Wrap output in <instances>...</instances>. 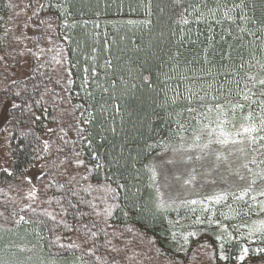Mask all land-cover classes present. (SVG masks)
<instances>
[{"label":"trees","instance_id":"1","mask_svg":"<svg viewBox=\"0 0 264 264\" xmlns=\"http://www.w3.org/2000/svg\"><path fill=\"white\" fill-rule=\"evenodd\" d=\"M50 2L56 3L57 0ZM9 3L16 7L8 8ZM38 3L48 5L49 0H0V49L12 53V56H5V61L0 62V101L4 97L10 101V105L14 101L24 109L21 113L19 109L9 107V113L15 115V119L9 116L7 122L11 153V168L8 170L13 174L9 176L0 170V212L4 213L0 216V249L13 244L26 249L34 248L41 259L50 260L55 256L58 264H79L76 258L82 254L86 260L90 259L87 250L93 243L96 245V255L102 257L103 261H111L114 256L115 264H166L168 259L163 257L170 258V264H189L201 249H205L210 262L218 264L217 249L208 239L191 242L185 254L176 253L173 249L175 240L182 238L177 231L183 233V228L198 223V220L224 219L225 216L221 215L223 211L219 208L221 203L209 208L191 204L161 205L150 179L151 157L181 136L185 140L191 139L192 129L201 126L192 121V127L182 132L176 121L183 123L188 114L175 115V112L181 111V106H176L174 111L158 106L164 100L160 91L164 87V73H170L173 63L168 53L176 51L179 30L176 36L169 34L167 16L159 13L155 5L150 17L152 24L145 26L121 23L127 19H145L142 10L129 13V0H124L123 13L119 11L117 0H71L69 8L73 15L68 19L69 23L73 20L77 22L75 28H62L60 20L56 19L59 13L46 6L38 10V16L39 19L49 20L54 30L44 24L39 25L38 30L29 28L26 31L32 37L51 36L52 42L42 38L37 47L34 41H15L13 37L19 35L22 22L37 10ZM26 4L32 7L25 10ZM247 11L248 15L254 14L258 19L264 17V0H256L254 12L251 5ZM17 12L19 16H16ZM84 21L87 23L84 24ZM32 23L39 24V20L33 17ZM229 23L226 22L224 27H228ZM96 24L99 27H95ZM5 28L9 30L8 36L4 35ZM231 30L235 37V26ZM161 31L164 32L163 37L160 36ZM221 34L225 36L224 41H220ZM65 35L71 38L65 40ZM206 35L205 32L200 36L195 46L185 41L180 48L183 56L194 57L205 42ZM233 37L216 27V50L226 52L228 45L232 44L236 49L232 55L236 57L238 42ZM248 39L250 37L245 36V41ZM60 47L64 49V60L62 64H57L53 56ZM25 48L38 53L39 60L30 54L17 55ZM39 48H44V52L39 53ZM4 50H0V56L5 55ZM244 55L249 58L247 50ZM23 60L29 61V72L11 79L9 73ZM106 60H111V67L105 65ZM85 67L89 69L87 73L84 72ZM93 68L95 76L92 74ZM85 77L88 78L87 92L92 93L91 97L82 87ZM113 81L119 86L115 93L122 97L119 102L109 99ZM168 83L174 85L173 81ZM105 88L109 92H104ZM114 103L121 109L119 112H116ZM81 104L83 108L76 107ZM102 104L107 109L103 114ZM29 108L31 111H28ZM89 112L95 116L92 123L78 125V121L89 118ZM81 113L84 114L83 118ZM78 127H84L85 139L77 135ZM45 140L49 144L47 152L43 150ZM75 152L81 153L84 165L75 163ZM94 155L96 159H93ZM38 163L43 166L44 173L36 189L32 190L27 185L26 190L25 177ZM97 164L100 167H96ZM85 176L87 179L83 178ZM117 184H123L125 188L118 189L114 194L110 189H116ZM29 191H35L34 201L28 198ZM72 192L77 195L73 196ZM81 199L91 201V205L80 203ZM69 200L77 207L68 208ZM25 204H32L38 210L48 209L53 214H59L61 206L68 210L62 214L64 223L56 224L49 220L40 229L31 224H14L11 220H5L14 209L19 210ZM230 204L235 209L244 207L235 201ZM249 204L252 201L249 200ZM110 206L111 214L106 216L105 209ZM257 212L258 209L248 215H236L227 208L223 213L227 215L226 220L237 225L241 233V230L247 229L252 218L259 216ZM101 228L107 235L99 231ZM88 229L96 231L98 235L91 237ZM37 231L43 237L39 241ZM57 236L60 244L75 243L80 247L60 249L56 245L50 248V242ZM259 237L260 242L264 243V237L260 234ZM37 243L39 248L35 247ZM113 247L119 251L111 252ZM41 248L43 251H40ZM12 250L18 251L16 248ZM150 254L152 257H145ZM29 257H33V252L24 251L19 255L20 259ZM248 258L243 264H264V252L253 255L250 250ZM96 264L102 262L97 261Z\"/></svg>","mask_w":264,"mask_h":264},{"label":"snow or ice","instance_id":"2","mask_svg":"<svg viewBox=\"0 0 264 264\" xmlns=\"http://www.w3.org/2000/svg\"><path fill=\"white\" fill-rule=\"evenodd\" d=\"M119 5V11H124V0H117ZM71 0H57L56 3L46 5L44 3L37 4V10L32 12L31 16H28L22 22V28L19 35H15L13 38L15 41L22 43L23 41H34L37 47H39L40 39L46 38L51 43L52 37H32L27 34V29L32 28L34 30L39 29V25H47L48 29H53V24L49 20L39 19L38 10L44 9L46 6L50 9H55L59 15L56 19L60 20V26L64 29H72L77 26V22L73 20L69 23V17L73 15L70 11L69 5ZM158 10L159 13L166 14L167 26L169 34L171 36L177 35V29L179 30V40L177 42L176 51L169 52V59L173 62L170 65V73H164L165 80L162 82L164 87L160 89L163 92L164 100L159 103V107L164 109L175 110L176 106H181V111L175 112L176 116H183L187 113V117L182 123L180 120L176 121L178 128L182 132H187L192 127V121H196L201 126L198 129H192V142L184 147L183 143L180 148H173V153L178 154L179 159L172 158L167 161L169 164L181 163L185 166L193 165L189 176V180H185L184 183H191L196 180V176L193 175L196 171L194 165L199 163L201 167H205V162L212 172H219L220 168L223 167L225 170L234 169L229 171L230 176H236L238 180L245 181V186H236V191L221 190L212 195H205L203 200L193 199L186 201L185 203L196 205L204 204L205 201H214L215 203L226 202L231 198L238 204L244 205L243 208L235 209L231 204L227 207L229 211L235 212L236 215H248L249 212H254L258 209L257 214H264V199H257V197L264 198V17L257 18L254 14L248 15V7L251 5L253 12L256 8V0H160L159 3L156 0H129L128 9L129 13H135L142 10L145 14V19L135 20L127 19L121 21L129 25L142 24L150 26L152 20L150 17L153 15V10ZM8 8H15L16 5L9 3ZM25 10L32 7L31 4H26ZM20 13L17 12L16 16ZM99 16V12L96 13ZM33 17L39 20V24L32 23ZM226 22H230L228 27H224ZM84 24L87 21L83 22ZM252 25V27H248ZM203 26V30L201 29ZM235 26L237 34L233 37L231 27ZM95 27H99L98 24ZM220 27L222 32L226 33L227 36L233 37L238 42L237 56L233 57L232 51L236 50L232 44L228 45V51L218 52L215 48L217 41L215 40V28ZM54 30V29H53ZM195 32V38L193 33ZM207 33L205 42L198 49L194 57L183 56L180 48L184 42L190 46H195L200 40V36ZM9 30L4 29V35L8 36ZM59 35V34H57ZM87 35V34H85ZM160 36H164V32L161 31ZM245 36L250 37L245 41ZM68 35L64 36L65 40L70 39ZM225 36L220 35V41H224ZM107 44V41H105ZM4 50V49H0ZM247 50L248 57L244 55V51ZM5 51V55L0 56V62L5 61V56H12V53ZM51 51V49H49ZM96 49L93 48V52ZM44 48H39V53H43ZM64 49L60 47L56 51V55L53 59L57 64H62L64 60ZM30 54L39 60L40 56L38 53L33 52L31 48H25L23 51L18 52L17 55L25 56ZM258 54L259 57L258 58ZM60 57V59H57ZM183 57V58H182ZM219 58L218 60L216 58ZM14 58V57H13ZM105 65L107 67L112 66L111 60H106ZM215 69V70H213ZM255 69V71H253ZM87 67L84 68V72H88ZM92 74L95 76V69H92ZM168 81H173V84H169ZM13 83H16L13 81ZM59 83V81H57ZM72 83L71 80L68 81ZM88 78L85 77L82 87L87 93L88 97L92 96V93L87 92ZM135 87V85H133ZM119 86L115 81L112 82V93L109 95V99L114 102H119L122 98L117 96L115 93ZM183 89V90H181ZM104 92H109V89H103ZM169 92L172 93L169 96ZM19 96V93H16ZM159 95V92L157 93ZM26 103V102H23ZM36 103H39L38 101ZM107 103V101H105ZM116 112L121 109L113 105ZM77 108H83V105H77ZM11 109H19L21 113L24 109L21 104H17L14 101L10 105ZM28 111H31L29 108ZM107 109L104 105H101V114ZM7 116H11L15 119L14 113H9L7 107L0 102V119H6ZM34 116V114H33ZM84 114L81 113L83 118ZM39 119V117H35ZM95 119V116L89 112V118H83L80 123L88 125L91 124ZM51 131V129L49 130ZM63 131V129H61ZM85 129L84 127H78L77 135L81 139H85L83 136ZM24 135V133H22ZM66 135V134H65ZM63 139V137H61ZM181 141L185 140L184 136L180 137ZM68 143V141H65ZM91 147V141L88 142ZM151 147V146H150ZM44 151L49 150L48 141H44ZM77 157L75 163L84 165L85 161L80 158L81 153L75 152ZM93 159H96L95 155ZM117 163L119 161H116ZM63 163V162H61ZM96 167H100L99 164ZM241 169L244 170L245 174L241 173ZM4 173L11 176V173L7 168L2 169ZM151 176L150 179L153 183L157 180L156 166L153 165L150 168ZM211 173L209 172V175ZM87 179V177H83ZM167 178V177H165ZM174 178L179 180V175H174ZM29 184L32 183L31 177H25ZM75 177H73V180ZM215 184V180L209 181ZM227 183V180H224ZM91 187V186H89ZM125 188L123 184H117L116 189H110L114 194L118 189ZM88 191V189H85ZM159 191V187H157ZM76 196V192L71 193ZM246 197L248 199H246ZM28 198L35 200V191H29ZM115 199V195L113 196ZM249 200L252 204H249ZM80 203H88L91 205V201L80 200ZM95 207L94 205H92ZM77 205L73 204L71 200L68 201V208H76ZM159 207V206H158ZM68 208L61 206L59 214H53L48 209L38 210L32 207V204H25L19 210H13L10 216H6L5 220H11L14 224H31L36 229H40L46 225L50 220L56 224L64 223L62 214L67 212ZM205 209H202V211ZM195 211V209H193ZM111 214V206L105 209V215ZM4 213L0 212V216ZM60 215V219H58ZM227 219L225 213H221ZM46 218V219H45ZM203 223V221H197ZM208 224L211 225L214 221L209 218ZM218 223V221H216ZM259 227L254 228L250 231L259 233L261 237H264V220L259 222ZM67 227V225H65ZM87 228V225H84ZM95 227V225H93ZM2 230V228H0ZM52 231V229H49ZM100 232H104L101 228ZM91 237H96L98 233L88 229ZM107 235L106 232H104ZM189 236H195V233H189ZM37 240L43 239L40 236L39 231L36 232ZM175 238V236L173 237ZM224 239L223 236H216V240L220 241ZM232 239L231 233L227 234V239L220 244L221 253L219 259L229 260L231 257L224 251L225 245ZM59 236L55 240L50 242L49 247H55L59 245L60 249H77L80 245L75 243L60 244ZM185 243L188 242V236L184 237ZM109 243H111L109 241ZM39 248V243L35 246ZM16 248L18 251H13ZM95 243L92 247L87 250L90 259H85L84 254L77 257L76 260L79 264H96L97 261H101L102 264H115V257H112L111 261H103L102 257L96 255ZM24 251L33 252V257L27 259H20V253ZM40 251H43L41 248ZM119 250L115 247L111 249V252H118ZM257 250H252V254L255 255ZM258 251L264 252V248ZM250 249L243 247L241 254L238 259L244 261L249 255ZM51 255V253H50ZM94 258V259H92ZM0 264H58V259L53 256L50 260L41 259L36 254L34 248H23L18 245H11L0 249ZM75 264V262H74Z\"/></svg>","mask_w":264,"mask_h":264},{"label":"rangeland","instance_id":"3","mask_svg":"<svg viewBox=\"0 0 264 264\" xmlns=\"http://www.w3.org/2000/svg\"><path fill=\"white\" fill-rule=\"evenodd\" d=\"M27 59V58H26ZM30 70V63L26 60L22 61L20 66L15 67V69L10 72V78L15 79L19 76L26 75ZM9 112L10 101L4 97L1 98V101ZM9 116L6 119H0V170L7 168H11V153H10V145H9V132L7 129V122ZM192 142L191 139H186L183 142L181 139L176 142L167 145L165 148L156 152L150 159L151 167L153 165L156 166V171L158 173L156 183H154L155 193L158 198V201L161 205L164 206H175V205H188L185 203L186 201H190L193 199L203 200L205 195H212L216 192H220L221 190H231L236 191L237 187H243L247 183V179L245 181H240L236 176H230L229 171H233L234 169L225 170L223 167L220 168L219 172H212L208 162H205V167H201L199 163L195 164L194 167L196 171L192 173L196 176V180L191 183H184L185 180H189L191 177L189 176V172L193 165L185 166L181 163L169 164L167 161L172 158H177L178 154L173 153V148H180L183 143L184 147H187L188 144ZM209 172L211 173L209 175ZM44 173L43 166L38 163L35 165L32 170L26 175V177L32 178V183L29 184L25 179L24 188L28 185L30 188L36 189L40 180V177ZM241 173H244V170L241 169ZM174 175H179L180 179L177 180L174 178ZM167 177V178H165ZM227 180V183L224 180ZM215 180L216 183L212 184L209 181ZM157 187H159V191H157ZM26 189V188H25ZM27 190V189H26ZM257 199H264L257 197ZM233 200L229 198L226 202L218 203L220 204V210L223 212L228 208L227 205L230 204ZM190 205V204H189ZM200 207H211L212 205H217L214 201H205L204 204H196ZM221 211V212H222ZM264 220V214H259V216H255L251 219V223L247 226L246 230H241V233L238 230V226L231 223L230 221L224 219H214V223L209 225L207 221L203 223H195L191 226L183 228V233L177 231V234L181 235L182 238L180 240H175L174 251L176 253L185 254L189 244L191 242H195L200 239H208L210 240L217 249V263L218 264H243L249 258L248 256L244 261H240L238 259L241 254V249L243 247H248L250 250H257L256 253H259V249L264 248V243L260 242L259 233L252 232L250 235V231L254 228H258L259 222ZM218 221V223H216ZM189 233H195V236H189ZM231 233L232 239L225 245L224 251L231 257L229 260H221L219 259L221 249L220 244L224 242V239H227V234ZM176 234V233H175ZM174 235V233H173ZM188 236V242L185 243L184 237ZM216 236H223L224 239L218 241L216 240ZM150 253V252H148ZM205 249H201L199 255L189 261V264H212L206 254ZM145 257H152L151 254ZM168 259L166 264H170L171 259L168 257H163ZM163 260V259H162ZM156 264V263H150ZM157 264H162L158 262Z\"/></svg>","mask_w":264,"mask_h":264}]
</instances>
